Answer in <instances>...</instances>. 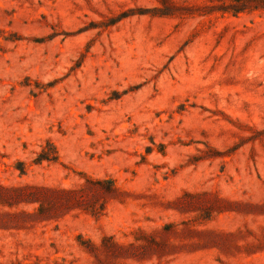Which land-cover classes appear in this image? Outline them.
Segmentation results:
<instances>
[{
    "label": "rangeland",
    "instance_id": "1",
    "mask_svg": "<svg viewBox=\"0 0 264 264\" xmlns=\"http://www.w3.org/2000/svg\"><path fill=\"white\" fill-rule=\"evenodd\" d=\"M0 264H264V0H0Z\"/></svg>",
    "mask_w": 264,
    "mask_h": 264
}]
</instances>
